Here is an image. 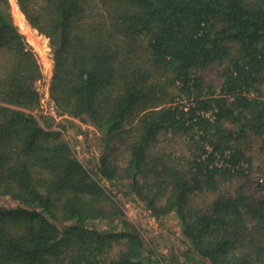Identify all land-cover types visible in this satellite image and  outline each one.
Listing matches in <instances>:
<instances>
[{"label":"trees","instance_id":"obj_1","mask_svg":"<svg viewBox=\"0 0 264 264\" xmlns=\"http://www.w3.org/2000/svg\"><path fill=\"white\" fill-rule=\"evenodd\" d=\"M17 2L53 45L59 112L103 149L88 167L38 118L42 67L0 0V199L18 202L0 204V264H264V0ZM106 182L174 217L180 255Z\"/></svg>","mask_w":264,"mask_h":264},{"label":"rangeland","instance_id":"obj_2","mask_svg":"<svg viewBox=\"0 0 264 264\" xmlns=\"http://www.w3.org/2000/svg\"><path fill=\"white\" fill-rule=\"evenodd\" d=\"M11 5L12 18L15 24L18 26L19 30L22 32L21 24L22 20L19 18L22 12L18 5L17 0H9ZM18 8H17V7ZM19 16H18V13ZM21 13V14H20ZM23 15V14H22ZM24 16V15H23ZM22 18V16H21ZM27 21V19L24 17ZM29 24V22L27 21ZM30 25V24H29ZM31 26V25H30ZM32 29H34L31 26ZM36 30V29H34ZM37 31V39L40 40V46L44 50L46 58L44 57V72L45 79L40 84V88H42L45 92L50 85L51 73L48 71V60L47 57L53 59V45L51 43L50 38L45 35H39ZM23 33V32H22ZM24 34V33H23ZM26 36V35H25ZM40 38V39H39ZM26 39L28 37L26 36ZM35 46L33 45V48ZM37 47L34 49L41 53ZM47 66V68H46ZM51 67V66H50ZM50 69V68H49ZM47 112L52 114V105L48 103L47 100ZM38 118L44 123V120L39 116V111H34ZM45 112V111H44ZM57 118L53 117V127H59V124H64L67 126V131L65 132L66 138L70 141L73 148L76 151L77 156L80 160L88 167L95 168L99 161V156L103 149L102 142L100 140V132L91 124L87 122H83L79 119L73 118L68 115L61 114L57 112ZM80 129L81 131H79ZM264 155V154H263ZM264 159V156L261 157ZM106 185L113 190L115 194H117L118 199L122 203L124 210L126 212L127 218L138 227L146 240V242H151L154 246H157L159 251L166 254L168 257L171 255H180V253L185 249V238L179 230L178 222L174 217H170L166 219L163 223L155 219L149 210L144 207V203L139 200L132 199V195L125 194L124 192L127 190L125 186L122 185H113L109 182H106ZM0 204H4L8 207H15L18 202L11 198H2L0 199ZM174 264H178L177 262Z\"/></svg>","mask_w":264,"mask_h":264},{"label":"built area","instance_id":"obj_3","mask_svg":"<svg viewBox=\"0 0 264 264\" xmlns=\"http://www.w3.org/2000/svg\"><path fill=\"white\" fill-rule=\"evenodd\" d=\"M38 34L41 36V34L38 32ZM25 35V34H24ZM27 41L29 42V44L33 47V44L27 39ZM35 48V47H34ZM33 48V49H34ZM37 49V48H36ZM34 51L37 53V56H38V59H39V62L41 64V67H42V71H43V77L42 79H39L36 81V87L37 89L39 90L40 92V95H41V105H40V109L36 110V111H39V113H43L45 115H49V116H52V117H56L57 118V112H59L56 104H55V101L52 99L51 97V94H50V85H51V81H50V85L47 89V92H45L42 88H40V84L42 83V81H44L45 79V72H44V66H43V63L45 64L44 62V55L42 53H40L39 55V52H37V50L34 49ZM48 55V54H47ZM46 58V57H45ZM47 59L51 60V67H48V70L49 72L52 74L51 75V79L52 80V77H53V73H54V66H55V60H54V53H53V59H50L49 57H47ZM47 68V66H46ZM50 68V69H49ZM47 100H48V103H51L52 105V114L48 113L47 112ZM45 111V112H44ZM60 113V112H59ZM57 129H60V127H56Z\"/></svg>","mask_w":264,"mask_h":264},{"label":"bare ground","instance_id":"obj_4","mask_svg":"<svg viewBox=\"0 0 264 264\" xmlns=\"http://www.w3.org/2000/svg\"><path fill=\"white\" fill-rule=\"evenodd\" d=\"M17 7V6H16ZM18 8V7H17ZM18 13V10H17ZM19 16V13H18ZM19 18L21 19V16H19ZM22 20V19H21ZM23 21V20H22ZM21 28H22V32L28 37V40L35 46L37 47L39 50H41V53L46 57V53L44 52V50L41 48L40 46V40H38L37 38V32L31 28V26L27 23V21H23L21 24ZM40 39V38H39ZM51 66V60H48V67ZM49 71V70H48Z\"/></svg>","mask_w":264,"mask_h":264},{"label":"water","instance_id":"obj_5","mask_svg":"<svg viewBox=\"0 0 264 264\" xmlns=\"http://www.w3.org/2000/svg\"><path fill=\"white\" fill-rule=\"evenodd\" d=\"M63 30L62 29H59V31L57 32V34H55V36L53 37V41L59 46L61 47L62 46V43H63ZM89 104H87V109H88V106Z\"/></svg>","mask_w":264,"mask_h":264}]
</instances>
